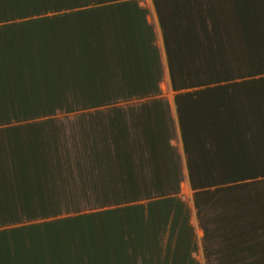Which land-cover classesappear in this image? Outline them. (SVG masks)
<instances>
[{
    "label": "crops",
    "instance_id": "obj_1",
    "mask_svg": "<svg viewBox=\"0 0 264 264\" xmlns=\"http://www.w3.org/2000/svg\"><path fill=\"white\" fill-rule=\"evenodd\" d=\"M0 264H264V0H0Z\"/></svg>",
    "mask_w": 264,
    "mask_h": 264
},
{
    "label": "rangeland",
    "instance_id": "obj_2",
    "mask_svg": "<svg viewBox=\"0 0 264 264\" xmlns=\"http://www.w3.org/2000/svg\"><path fill=\"white\" fill-rule=\"evenodd\" d=\"M259 67H262V65H259ZM250 72L252 74H256V73H260L261 70L258 69V66L255 67V65H252L251 66V69H250ZM241 179H244V178H241V177H236V178H232V181L233 183L235 184L237 181L241 180Z\"/></svg>",
    "mask_w": 264,
    "mask_h": 264
}]
</instances>
